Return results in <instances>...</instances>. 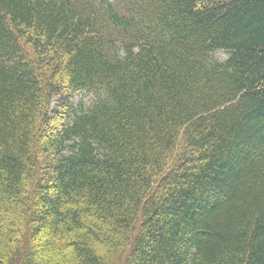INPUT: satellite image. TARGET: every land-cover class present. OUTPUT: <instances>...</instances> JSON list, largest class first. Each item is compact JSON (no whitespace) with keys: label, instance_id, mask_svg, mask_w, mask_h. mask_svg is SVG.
Instances as JSON below:
<instances>
[{"label":"trees","instance_id":"1","mask_svg":"<svg viewBox=\"0 0 264 264\" xmlns=\"http://www.w3.org/2000/svg\"><path fill=\"white\" fill-rule=\"evenodd\" d=\"M0 264H264V0H0Z\"/></svg>","mask_w":264,"mask_h":264},{"label":"rangeland","instance_id":"2","mask_svg":"<svg viewBox=\"0 0 264 264\" xmlns=\"http://www.w3.org/2000/svg\"><path fill=\"white\" fill-rule=\"evenodd\" d=\"M78 99H80V96H77ZM88 101V97L87 96H82V102L86 103Z\"/></svg>","mask_w":264,"mask_h":264}]
</instances>
